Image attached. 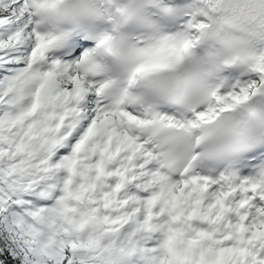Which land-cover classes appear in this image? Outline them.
Masks as SVG:
<instances>
[{"label":"snow or ice","instance_id":"6c2138e0","mask_svg":"<svg viewBox=\"0 0 264 264\" xmlns=\"http://www.w3.org/2000/svg\"><path fill=\"white\" fill-rule=\"evenodd\" d=\"M58 3L0 0V264H264V142L211 172L175 171L164 130L185 123L106 106L92 77L111 37L45 32L46 20L98 15L93 0ZM190 5L184 52L235 49L236 33L262 41L227 66L195 127L264 98V0Z\"/></svg>","mask_w":264,"mask_h":264},{"label":"clouds","instance_id":"9594fccd","mask_svg":"<svg viewBox=\"0 0 264 264\" xmlns=\"http://www.w3.org/2000/svg\"><path fill=\"white\" fill-rule=\"evenodd\" d=\"M169 2L175 9L171 16L162 14L158 0H93L91 7L97 16L46 20L43 27L57 34L110 36L109 44L98 51L100 68L92 77L94 86H99L100 100L106 106H132L138 113H166L184 122L185 128L164 130L170 138L164 145L166 163L175 171L195 165L211 172L243 158L250 145L264 142V98L252 97L246 105L209 122L196 121L195 127L188 121L194 119V110L206 109L213 91L227 86L230 74L226 68L238 63L242 49H255L262 41L236 33L240 43L235 49L207 40L184 52L176 37L186 31L184 18L190 0ZM69 4L74 0H59L58 7ZM151 65L169 66L136 72ZM130 100H134L131 105Z\"/></svg>","mask_w":264,"mask_h":264}]
</instances>
